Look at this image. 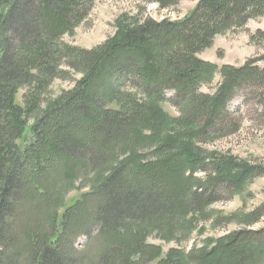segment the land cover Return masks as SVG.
I'll return each mask as SVG.
<instances>
[{"label": "trees", "instance_id": "obj_1", "mask_svg": "<svg viewBox=\"0 0 264 264\" xmlns=\"http://www.w3.org/2000/svg\"><path fill=\"white\" fill-rule=\"evenodd\" d=\"M93 1L0 0V257L14 247L17 254L30 253L28 264H76L68 253L78 252L75 239L81 235L88 237V246L101 248L91 264H144L151 244L142 229L164 226L171 217L184 219L264 174V164L203 154L181 141L237 130L228 104L244 84L263 82L264 69L252 60L242 67L223 66L222 84L204 93L201 87L219 68L198 54L217 35L264 16V0H200L182 20L132 18L112 46L107 43L95 52L67 48V65H81L85 79L34 125L30 142L18 146L24 126L14 103L16 89L31 83L36 69L59 75L58 66L44 56L48 38L56 30L60 36L76 27ZM156 1L163 7L180 2ZM129 86L140 96L124 90ZM168 90L175 92L172 99ZM166 100L180 109V117L161 110L159 104ZM156 145L153 157L142 155ZM83 168L96 170L101 178L68 210L74 213L62 230L55 215L64 201V184ZM58 175L64 182L57 181ZM162 181L170 191L159 190ZM48 203L51 229L32 228L31 215L40 216ZM15 216V224L8 221ZM263 217L264 203L249 213L246 223ZM231 241L226 257L218 256L216 264L264 260V227L242 229Z\"/></svg>", "mask_w": 264, "mask_h": 264}, {"label": "rangeland", "instance_id": "obj_2", "mask_svg": "<svg viewBox=\"0 0 264 264\" xmlns=\"http://www.w3.org/2000/svg\"><path fill=\"white\" fill-rule=\"evenodd\" d=\"M199 1L180 0L178 4L163 7L156 0H94L87 5V14L83 11L84 18L76 27L65 31L60 36H57V30L54 31L45 45L47 51L44 56L47 62L58 66L59 72H55L59 75L52 77L36 69L33 71L35 78H30L32 82L23 83L14 93V103L20 108L18 115L24 126L23 134L16 141L18 146L23 148L26 143H29L33 138L34 125L45 116L48 110L67 100L78 84L84 81L87 72L79 70L82 68L81 65L76 68L67 65L69 60L68 55H65L67 48L95 52L105 47L107 43L112 46L116 40L122 38L124 27L134 21L132 18H154L158 21L164 18L182 20L195 9ZM4 9L6 6L2 7V10ZM261 31H264V16L250 19L242 29L217 35L213 45L198 54L200 58L216 64L219 68L214 79L204 84L200 91L213 93L218 89L224 81V76L220 72L223 66L242 67L252 60V65H258L264 69L262 59L264 35L259 33ZM254 35L256 37L253 40ZM61 56L62 59L59 60ZM124 90L132 95L140 96L137 88L129 86ZM166 95L172 99L175 92L168 90ZM159 105L161 110L170 117L182 115L180 109L169 100ZM228 111L232 114L231 121L238 126L237 130L233 132L231 130V133H227L229 131L226 130L222 135L209 137L193 139L188 137L181 140L182 144L188 143L195 147L194 149H200L203 154L215 152L217 156L233 155L239 160L264 164V81L255 85L244 84L239 88L228 104ZM6 141V139L3 140L4 143ZM157 146L143 150L142 155L145 158L153 157ZM135 160L137 161L138 158ZM196 175L202 177L204 172L196 173ZM56 178L59 183L65 180L63 175H58ZM100 178L101 175L96 170L83 168L74 181L65 182L64 185L67 184V186L64 189V201L55 215L56 223L62 230H65V222L74 213V211L67 213L68 210L81 201L83 195L90 192ZM158 186L161 192L170 191L166 182H159ZM61 201L54 205H60ZM262 203H264V174L246 183L235 195L227 193L220 201L195 210L184 219L178 216L171 217L165 221L164 226L161 224L142 229L145 242L151 244L144 264H216L218 256L223 259L226 257L224 256V251L227 250L226 245L232 242L236 233L245 228L257 230L264 227V217L253 225L248 226L246 223L249 213ZM19 205H17L18 210L23 204ZM51 205L52 203H48L42 207L40 216L31 215L32 228L41 227L46 231L51 229L50 222L47 221H52L47 218V214L52 210L47 213ZM16 217H8V221L15 224ZM77 237L75 248L78 252L69 251L68 256L73 258L76 264H91L90 262L101 248L99 247L98 250L96 244L88 246L87 236ZM238 249L241 248L238 247ZM6 254L8 256L0 257V264H28L31 261L30 253L26 250L17 254L14 247H10ZM255 264H264V260Z\"/></svg>", "mask_w": 264, "mask_h": 264}]
</instances>
